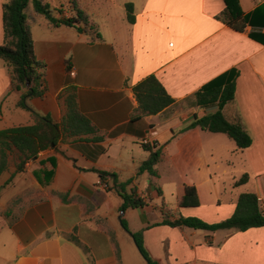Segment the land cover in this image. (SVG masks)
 <instances>
[{
    "label": "crops",
    "instance_id": "crops-1",
    "mask_svg": "<svg viewBox=\"0 0 264 264\" xmlns=\"http://www.w3.org/2000/svg\"><path fill=\"white\" fill-rule=\"evenodd\" d=\"M128 2L134 8L133 23L126 19ZM239 3L249 17L243 32L216 18L223 0H77L97 26L101 38L95 40L74 27L36 17L31 23L33 52L45 63L46 91L27 97L26 108L19 106L22 91L13 88L9 67L0 59V130L32 124L31 111L60 122L66 110L61 93L68 87L104 138L62 135L56 148L40 151L20 171V153L11 148L0 172V264H118L109 232L120 264H145L130 234L137 231L159 264H206L198 246L215 252L214 264H264V226L204 234L202 229L163 224L160 210L163 206L173 217L214 223L233 213L240 193L264 197V0ZM54 8L65 17L70 0ZM26 13L33 14L30 3ZM231 68L238 71L235 95L222 111L250 134L252 142L244 149L225 133L199 127L180 131L195 114L217 110V103L196 105L193 95ZM148 74L158 78L175 102L137 120L133 86ZM144 137L155 141L164 156L155 165L157 177L137 174L149 155L140 143ZM99 170L115 174L117 183L128 181L125 192L134 191L144 205L121 211L123 198L113 178H101ZM243 174L247 181L235 185ZM185 185L194 186L199 199L198 206L188 207L191 211L179 205ZM185 240L193 253L187 260L178 246Z\"/></svg>",
    "mask_w": 264,
    "mask_h": 264
},
{
    "label": "trees",
    "instance_id": "trees-1",
    "mask_svg": "<svg viewBox=\"0 0 264 264\" xmlns=\"http://www.w3.org/2000/svg\"><path fill=\"white\" fill-rule=\"evenodd\" d=\"M223 2L224 8L216 15V18L232 30L243 32L249 23V17L243 13L239 0H223ZM29 3L33 9L32 15L26 13ZM125 9L127 21L133 23L135 21L133 4L131 2L126 3ZM70 10L72 16L64 18L60 16L61 10L52 8L47 0H4L2 3L3 43L0 44V59L9 67L13 88L22 91L18 101L19 106L26 108L25 100L27 97H41L46 91L45 63L37 60L33 52L31 23L36 20L37 16L44 17L51 25L63 24L74 27L78 32L88 34L91 40L101 38L96 24L91 22L85 11L78 7L77 0H70ZM250 37L255 38L253 34H250ZM67 64L68 61L66 60ZM237 75V69L231 68L203 84L193 95L194 103L198 106L217 103L218 108L213 113L195 114L191 122L180 131L199 127L210 132L225 133L235 142L237 148H247L252 142L250 134L239 120H228L222 111L223 107L234 99ZM133 92L139 111L137 120L144 115L157 114L175 102V99L166 91L154 74H148L134 84ZM61 97L64 98L66 110L60 122H55L48 114L41 115L31 111L32 124L0 130V172L7 166L8 152L12 147L20 153V162L17 164V170L20 171L24 164L37 157L40 151L56 148L62 135L73 138L92 135L89 138L91 141L103 140V136L97 135L98 130L95 125L80 111L74 92L67 87L61 93ZM140 143L149 155L146 160L141 162L137 174L147 172L151 178L157 177L155 165L163 159V153L156 143ZM99 173L101 178L108 175L113 178L114 187L123 198L120 206L121 211H125L129 207L135 208L144 205L143 199L137 196L134 191L125 192L124 187L128 181L117 183L115 174L101 170ZM246 181L247 174H243L235 182V185L243 184ZM14 201L11 202L9 208L14 204ZM179 205L187 207L199 205L194 186H184ZM263 207V196L253 192H243L237 198L233 213L219 222L208 223L194 216L179 215L173 217L171 210L163 206L160 207V210L163 215L162 223L171 227H190L207 231L234 228L244 231L249 228L264 226ZM121 224L125 230L129 231L125 219H121ZM130 234L143 256L145 264H159L146 248L143 233L137 231L130 232ZM109 235L115 245L118 264H120L116 241L110 232ZM68 237L73 243L81 247L83 252L89 253V248L75 234H70Z\"/></svg>",
    "mask_w": 264,
    "mask_h": 264
},
{
    "label": "rangeland",
    "instance_id": "rangeland-1",
    "mask_svg": "<svg viewBox=\"0 0 264 264\" xmlns=\"http://www.w3.org/2000/svg\"><path fill=\"white\" fill-rule=\"evenodd\" d=\"M52 6V8L56 7V6H59L60 3H64L65 0H48ZM12 94L11 92H8L6 94V97H8L9 99L11 98ZM166 170V169H165ZM164 175L167 176V172L164 171ZM165 176H163V179L161 181H166L165 180ZM168 198H170V196L168 195ZM183 210H187V211H191L193 210L192 208H188V207H184ZM202 232H206V231H203ZM209 232H206L204 234H208ZM202 238H204V235H201ZM196 238H199V237H196ZM175 246V244H173L172 248ZM178 246L180 247V249H182L183 253H185V256H183L182 259L184 260H187V259H190L192 257V251H191V247L190 245L188 244V242H186V240L183 242V244L181 243H178ZM178 247V248H179ZM198 251L199 252H203L204 256L203 257H206L208 259V262L206 264H214V261L216 259V256H215V252L214 253H210L209 249L207 248H201L202 246H198ZM193 249V248H192ZM187 253L189 254L190 253V256H187Z\"/></svg>",
    "mask_w": 264,
    "mask_h": 264
},
{
    "label": "built area",
    "instance_id": "built-area-1",
    "mask_svg": "<svg viewBox=\"0 0 264 264\" xmlns=\"http://www.w3.org/2000/svg\"><path fill=\"white\" fill-rule=\"evenodd\" d=\"M72 16V12L71 11H67V13H66V15H65V17L64 18H68V17H71ZM155 131H152L151 132V134L152 135H155ZM141 142L143 143V144H154V143H156L155 141H150L149 139H147V138H142V140H141ZM101 185L102 186H104V187H106L107 185H106V182L104 181V180H101Z\"/></svg>",
    "mask_w": 264,
    "mask_h": 264
}]
</instances>
